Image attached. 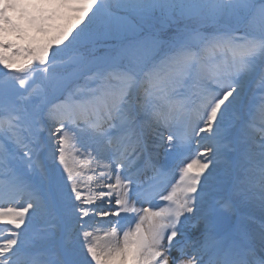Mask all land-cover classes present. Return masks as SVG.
Instances as JSON below:
<instances>
[{
    "label": "snow or ice",
    "instance_id": "snow-or-ice-1",
    "mask_svg": "<svg viewBox=\"0 0 264 264\" xmlns=\"http://www.w3.org/2000/svg\"><path fill=\"white\" fill-rule=\"evenodd\" d=\"M0 264H264V0H0Z\"/></svg>",
    "mask_w": 264,
    "mask_h": 264
},
{
    "label": "rangeland",
    "instance_id": "rangeland-1",
    "mask_svg": "<svg viewBox=\"0 0 264 264\" xmlns=\"http://www.w3.org/2000/svg\"><path fill=\"white\" fill-rule=\"evenodd\" d=\"M97 222L99 223L98 225L103 224L105 226L103 230L107 229V221H100L98 217L93 220L88 221V223L92 226V228L95 226L94 223H97ZM100 234H102V232Z\"/></svg>",
    "mask_w": 264,
    "mask_h": 264
},
{
    "label": "bare ground",
    "instance_id": "bare-ground-1",
    "mask_svg": "<svg viewBox=\"0 0 264 264\" xmlns=\"http://www.w3.org/2000/svg\"><path fill=\"white\" fill-rule=\"evenodd\" d=\"M22 202H23V201H22ZM162 203H163V202H162ZM162 203H161V204H162ZM94 224H95V226L93 227V229H96V227L98 226L99 223L97 222V223H94ZM123 227H125V226H123Z\"/></svg>",
    "mask_w": 264,
    "mask_h": 264
}]
</instances>
